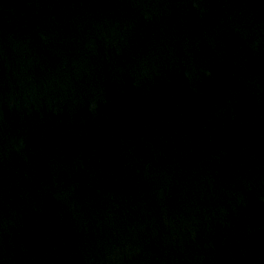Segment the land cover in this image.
Here are the masks:
<instances>
[{
  "label": "water",
  "instance_id": "95a60500",
  "mask_svg": "<svg viewBox=\"0 0 264 264\" xmlns=\"http://www.w3.org/2000/svg\"><path fill=\"white\" fill-rule=\"evenodd\" d=\"M0 264H264V0H0Z\"/></svg>",
  "mask_w": 264,
  "mask_h": 264
}]
</instances>
